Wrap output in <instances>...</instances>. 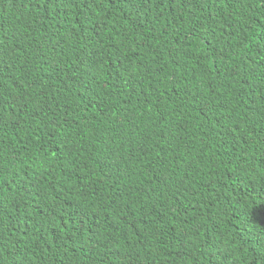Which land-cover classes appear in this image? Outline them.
<instances>
[{"label": "trees", "instance_id": "obj_1", "mask_svg": "<svg viewBox=\"0 0 264 264\" xmlns=\"http://www.w3.org/2000/svg\"><path fill=\"white\" fill-rule=\"evenodd\" d=\"M0 264H264V0H0Z\"/></svg>", "mask_w": 264, "mask_h": 264}]
</instances>
